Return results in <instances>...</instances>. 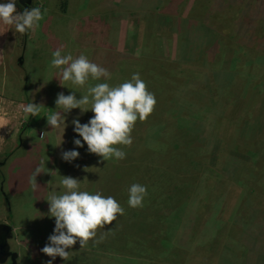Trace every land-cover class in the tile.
Segmentation results:
<instances>
[{
  "label": "rangeland",
  "instance_id": "rangeland-1",
  "mask_svg": "<svg viewBox=\"0 0 264 264\" xmlns=\"http://www.w3.org/2000/svg\"><path fill=\"white\" fill-rule=\"evenodd\" d=\"M32 7L44 15L34 31L0 25V223L14 228L18 264H264V0ZM57 49L108 69L112 86L139 73L155 95L133 143L120 146L124 159L76 148L72 120L85 124L91 111L66 114L61 145L62 131L47 125L59 93L79 99L87 88L60 80L50 63ZM29 102L42 105L35 117L22 111ZM73 149L79 158L65 162L62 153ZM61 177L124 208L67 261L41 252L55 227L47 200L61 191ZM133 183L147 188L142 207L127 204Z\"/></svg>",
  "mask_w": 264,
  "mask_h": 264
},
{
  "label": "clouds",
  "instance_id": "clouds-1",
  "mask_svg": "<svg viewBox=\"0 0 264 264\" xmlns=\"http://www.w3.org/2000/svg\"><path fill=\"white\" fill-rule=\"evenodd\" d=\"M16 4L17 0H0V25L21 35L38 28L44 18L41 8L32 7L21 13L17 11ZM50 63L57 70L56 74L61 81L79 88L87 86L86 93L80 95L79 99L75 91L69 95L59 93L55 100L56 110L46 117L47 125L52 130L62 131L60 145L68 126L66 114L74 109H79L81 114L91 111L93 116L85 124H81L79 118L72 120L73 130L80 137L73 141L76 148H82L86 144L89 153L104 161L124 159L126 153L120 146H130L133 143L131 132L136 122L145 120L156 104L155 95L147 90L139 73L112 86L108 83L112 79V73L90 61L84 54L74 57L71 53L62 54L57 49L52 53ZM90 81L97 83L91 84ZM41 106L29 102L23 106L22 111L29 117H35ZM79 156L80 153L75 149L62 153V159L69 163ZM44 166L42 162L41 167ZM41 167L36 168L35 177L41 173ZM60 183L61 191L51 194L47 200L48 215L54 218L55 227L41 252L52 260L60 257L67 261L74 245L79 243L80 248H84L90 240L97 242V231L104 230L105 225L116 221L118 216L124 214V208L112 196H104L99 191L83 190L82 182L76 178L61 177ZM127 193L129 207L143 206L147 195L146 186L133 183ZM48 264H52V261Z\"/></svg>",
  "mask_w": 264,
  "mask_h": 264
},
{
  "label": "water",
  "instance_id": "water-1",
  "mask_svg": "<svg viewBox=\"0 0 264 264\" xmlns=\"http://www.w3.org/2000/svg\"><path fill=\"white\" fill-rule=\"evenodd\" d=\"M32 3V0H21L23 5ZM27 5V7H28ZM14 228L8 223H0V264H18L19 254L11 249V240L13 238Z\"/></svg>",
  "mask_w": 264,
  "mask_h": 264
},
{
  "label": "trees",
  "instance_id": "trees-1",
  "mask_svg": "<svg viewBox=\"0 0 264 264\" xmlns=\"http://www.w3.org/2000/svg\"><path fill=\"white\" fill-rule=\"evenodd\" d=\"M18 5H19V7H21L22 10H25V7L23 5H21V4H18ZM25 42H26V40H25ZM2 182L3 183L1 184V187H2V189H4L5 180H3ZM6 202H7V204L10 203L9 197L7 195H6Z\"/></svg>",
  "mask_w": 264,
  "mask_h": 264
},
{
  "label": "flooded vegetation",
  "instance_id": "flooded-vegetation-1",
  "mask_svg": "<svg viewBox=\"0 0 264 264\" xmlns=\"http://www.w3.org/2000/svg\"><path fill=\"white\" fill-rule=\"evenodd\" d=\"M19 2L21 3V0H19ZM26 3H27V5H28V2L26 1ZM22 4V3H21ZM27 5L25 6V9H30L29 7H30V5H28V7H27Z\"/></svg>",
  "mask_w": 264,
  "mask_h": 264
},
{
  "label": "crops",
  "instance_id": "crops-1",
  "mask_svg": "<svg viewBox=\"0 0 264 264\" xmlns=\"http://www.w3.org/2000/svg\"><path fill=\"white\" fill-rule=\"evenodd\" d=\"M0 63H1V61H0Z\"/></svg>",
  "mask_w": 264,
  "mask_h": 264
}]
</instances>
